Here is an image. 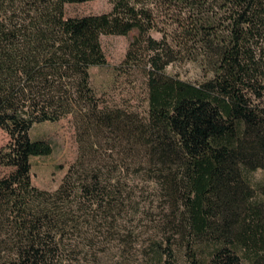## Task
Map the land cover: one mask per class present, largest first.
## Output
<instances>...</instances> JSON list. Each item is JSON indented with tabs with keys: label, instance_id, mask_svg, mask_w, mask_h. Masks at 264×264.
<instances>
[{
	"label": "trees",
	"instance_id": "1",
	"mask_svg": "<svg viewBox=\"0 0 264 264\" xmlns=\"http://www.w3.org/2000/svg\"><path fill=\"white\" fill-rule=\"evenodd\" d=\"M86 1L0 0V264H100L84 240L143 192L126 191L125 169L153 185L168 219L155 263L264 264V180H249L264 171V0H109L107 12L67 13ZM132 30L117 72L143 76L141 111L110 104L90 74L107 63L101 36ZM187 61L203 80L167 71ZM68 115L78 157L58 188H40L31 158L52 147L31 130Z\"/></svg>",
	"mask_w": 264,
	"mask_h": 264
},
{
	"label": "rangeland",
	"instance_id": "2",
	"mask_svg": "<svg viewBox=\"0 0 264 264\" xmlns=\"http://www.w3.org/2000/svg\"><path fill=\"white\" fill-rule=\"evenodd\" d=\"M109 0H90L82 3L68 4L69 15H83L91 13H103L111 9ZM138 30H132L127 35L104 34L101 36V44L106 55L107 63L101 66H93L90 69L91 82L97 92L110 104L122 106L132 105L133 108L144 110L147 102L144 98L143 76L135 73L132 76L120 74L117 67L125 58L130 43L138 35ZM157 38L161 37L158 31H152ZM171 74L180 76L193 82H199L205 78L201 66L197 62H177L168 67ZM34 139H45L52 147L48 155L33 156L31 158V178L33 184L47 189L55 190L59 187L70 166L76 161L79 154V143L75 121L71 115L57 121L43 122L34 125L31 130ZM8 141V134L0 128V147ZM10 171L9 167L0 166V177ZM123 182L128 185V192L134 183L143 189L142 194L137 193V198L128 201L121 213L108 219V226H102L98 231L89 233L92 241L84 240L90 247V243L99 248L98 256L100 264H187L180 254L176 259L170 258L163 263H155L153 248L168 233L167 217L162 205L153 190V185L143 178H138L132 169L123 170ZM249 180L253 187H257L264 180V171L258 169L249 174ZM170 214V211H167ZM95 236V237H94ZM90 242V243H89ZM178 244V241H174ZM88 247H86L88 249ZM89 257L94 253L90 251Z\"/></svg>",
	"mask_w": 264,
	"mask_h": 264
}]
</instances>
